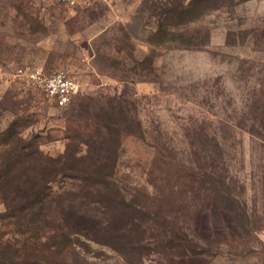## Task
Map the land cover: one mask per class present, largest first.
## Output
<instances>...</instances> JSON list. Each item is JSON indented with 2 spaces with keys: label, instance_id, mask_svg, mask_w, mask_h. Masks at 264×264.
<instances>
[{
  "label": "rangeland",
  "instance_id": "rangeland-1",
  "mask_svg": "<svg viewBox=\"0 0 264 264\" xmlns=\"http://www.w3.org/2000/svg\"><path fill=\"white\" fill-rule=\"evenodd\" d=\"M82 1L68 8L52 0H0V264H210L216 256L236 260L263 250L264 124L252 120L247 105L249 93L264 85V0H205L182 16L191 0ZM172 8L179 11L173 31L181 40L159 44L152 34ZM190 37L209 45L193 48ZM36 67L66 71L77 81L67 105L16 74ZM116 94L136 106L147 142L160 137L177 158L187 159L186 127H206L212 144L227 141L230 199L200 193L180 212L156 210L167 220L161 222L195 238L202 254L132 250L139 234L108 231L104 245L73 234L76 214L87 220L78 225L84 233L107 224L96 203L103 197L77 182L65 189L49 182L81 174L75 169L89 162L82 152L74 160L84 146L68 127L83 109ZM123 151L119 186L134 205L150 209L154 151L139 141ZM138 159L148 169L136 166Z\"/></svg>",
  "mask_w": 264,
  "mask_h": 264
},
{
  "label": "trees",
  "instance_id": "trees-1",
  "mask_svg": "<svg viewBox=\"0 0 264 264\" xmlns=\"http://www.w3.org/2000/svg\"><path fill=\"white\" fill-rule=\"evenodd\" d=\"M204 1H189L183 9L181 8L180 15L194 13ZM178 13L179 11L175 8L164 13L166 18L160 20L155 33L152 34L159 44H171L181 40L182 35H176L173 31L176 27L174 24ZM189 42V46L193 48L209 45L208 43L197 44L193 37L189 38ZM261 85L249 93L250 103L247 105V110L252 120L264 124V85L262 87ZM135 107L129 108L123 95L116 94L113 97H104V102L101 101L100 106H95L93 110L83 109L77 120L78 124L75 127H68V130L70 135L79 138L84 146L82 151L78 148L75 150L74 160H78L76 154L82 152L80 159H86L89 163L75 169L81 172L80 175L69 174L64 178L65 175L61 173L63 176H60L61 180L54 179L49 184L58 183L57 185L61 186L60 189H65L68 182H77L81 189L89 190L92 195L103 197V200H96V203L105 208L107 224L104 226L96 224L90 227V233H84L85 231L78 225L80 221L87 220L76 214L73 217L74 222L76 221L73 233L75 235H83L91 242L104 245L101 239L107 238L105 235L108 233L125 232L128 237L131 234L134 236L139 234V240L129 245L132 250L140 251L139 246H145V248H150V254H153L167 249L184 248V255L202 254V251L193 247L192 239L195 238L187 235L184 228L177 224L161 222L160 220H167L162 216V211L156 210L171 206L173 210L180 212V207L184 202L190 199L191 204L196 203V197L200 193L214 194L216 192L230 199L232 195L228 182L230 171L226 156L228 143L226 140L213 139L215 141L212 144L210 132L208 133L206 127H186L184 130L186 131L187 159L177 158L176 154L168 150L169 147L165 143H162L160 137L150 138V144L147 142L144 127H142ZM226 128L234 130L243 127ZM133 141L150 145V149L154 151V157H150V178L151 175H156V177L150 179V188L153 189L150 209L134 205L129 198L130 194L119 186L117 180L120 171V157L124 153L125 146ZM135 165L142 166L145 170L148 169L149 164L146 159H138ZM125 217L130 219L129 225L118 227L119 220ZM192 236L195 237V235ZM109 246L115 249L113 245L109 244ZM10 263L14 264L13 261ZM24 263L30 264L29 261ZM34 264L43 263L35 261Z\"/></svg>",
  "mask_w": 264,
  "mask_h": 264
},
{
  "label": "built area",
  "instance_id": "built-area-1",
  "mask_svg": "<svg viewBox=\"0 0 264 264\" xmlns=\"http://www.w3.org/2000/svg\"><path fill=\"white\" fill-rule=\"evenodd\" d=\"M53 2L68 7L76 8L79 0H52ZM17 76L25 78L37 85L49 99L61 106L67 105L77 93L79 85L66 71L47 74L42 68H19Z\"/></svg>",
  "mask_w": 264,
  "mask_h": 264
},
{
  "label": "crops",
  "instance_id": "crops-1",
  "mask_svg": "<svg viewBox=\"0 0 264 264\" xmlns=\"http://www.w3.org/2000/svg\"><path fill=\"white\" fill-rule=\"evenodd\" d=\"M87 1H84L86 3ZM83 1L79 0V5ZM210 264H264V249L236 260L225 259L221 256L211 258Z\"/></svg>",
  "mask_w": 264,
  "mask_h": 264
}]
</instances>
